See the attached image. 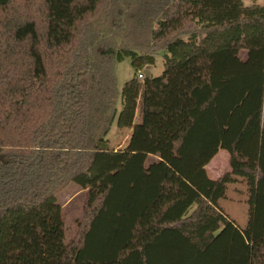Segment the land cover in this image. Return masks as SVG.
Here are the masks:
<instances>
[{"label": "trees", "instance_id": "obj_1", "mask_svg": "<svg viewBox=\"0 0 264 264\" xmlns=\"http://www.w3.org/2000/svg\"><path fill=\"white\" fill-rule=\"evenodd\" d=\"M139 1L0 0V264H264V0Z\"/></svg>", "mask_w": 264, "mask_h": 264}, {"label": "rangeland", "instance_id": "obj_2", "mask_svg": "<svg viewBox=\"0 0 264 264\" xmlns=\"http://www.w3.org/2000/svg\"><path fill=\"white\" fill-rule=\"evenodd\" d=\"M249 2V0H245ZM158 0H140L138 3L142 7H149L157 3ZM164 69V61L162 55H157V61L154 66L151 67V73L153 75H159ZM117 73V85L121 91L124 83L131 79L134 74V68L129 58H124L116 66ZM119 107L121 104L119 103ZM130 134L129 128H119L116 121L112 124L109 132L110 144L115 148H120L126 145ZM210 177L217 178L226 170H231L229 165V153L225 149H220L216 156L207 166ZM83 193L80 192V188L77 185H70L60 195L59 201L66 205L68 211V217L73 219L79 212L80 205L82 203ZM220 204L225 213L241 228H245L249 218V205L247 188L244 182L237 181L229 184L227 196L221 199Z\"/></svg>", "mask_w": 264, "mask_h": 264}, {"label": "water", "instance_id": "obj_3", "mask_svg": "<svg viewBox=\"0 0 264 264\" xmlns=\"http://www.w3.org/2000/svg\"><path fill=\"white\" fill-rule=\"evenodd\" d=\"M144 73L146 74V76H150L151 74V65H147L145 70H144Z\"/></svg>", "mask_w": 264, "mask_h": 264}, {"label": "built area", "instance_id": "obj_4", "mask_svg": "<svg viewBox=\"0 0 264 264\" xmlns=\"http://www.w3.org/2000/svg\"><path fill=\"white\" fill-rule=\"evenodd\" d=\"M140 76H143V74H140Z\"/></svg>", "mask_w": 264, "mask_h": 264}]
</instances>
